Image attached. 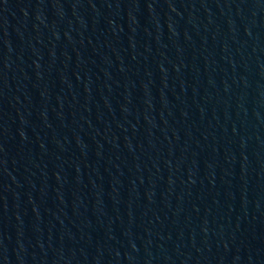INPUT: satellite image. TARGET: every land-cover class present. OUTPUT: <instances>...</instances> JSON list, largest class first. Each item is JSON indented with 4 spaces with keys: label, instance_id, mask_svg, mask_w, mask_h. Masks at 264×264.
<instances>
[{
    "label": "water",
    "instance_id": "1",
    "mask_svg": "<svg viewBox=\"0 0 264 264\" xmlns=\"http://www.w3.org/2000/svg\"><path fill=\"white\" fill-rule=\"evenodd\" d=\"M0 264H264V0H0Z\"/></svg>",
    "mask_w": 264,
    "mask_h": 264
}]
</instances>
